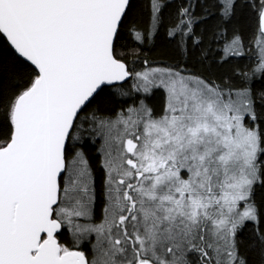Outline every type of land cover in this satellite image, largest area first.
<instances>
[{"label":"snow or ice","instance_id":"obj_1","mask_svg":"<svg viewBox=\"0 0 264 264\" xmlns=\"http://www.w3.org/2000/svg\"><path fill=\"white\" fill-rule=\"evenodd\" d=\"M0 264H264V0H0Z\"/></svg>","mask_w":264,"mask_h":264}]
</instances>
